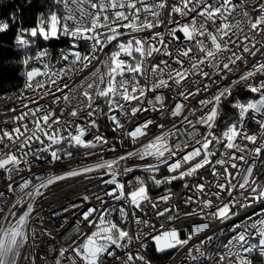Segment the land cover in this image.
Segmentation results:
<instances>
[{
    "label": "snow or ice",
    "instance_id": "obj_1",
    "mask_svg": "<svg viewBox=\"0 0 264 264\" xmlns=\"http://www.w3.org/2000/svg\"><path fill=\"white\" fill-rule=\"evenodd\" d=\"M9 18L25 49L38 39L72 43L61 49L59 69L46 47L26 56L24 89L6 98L19 103L0 113L7 117L0 119V264H152L148 240L156 253L187 248L193 264L264 258V0H50L35 26L24 28L15 12ZM9 27L0 20V33ZM86 70L75 86L63 83ZM237 86L252 98L234 97ZM225 104L235 118L224 119ZM101 120L118 138L108 139ZM126 141L143 142L104 158ZM81 148L95 162L47 179L20 175L31 173L35 161L71 160L81 155L72 149ZM89 173L112 187L92 193L99 205L82 212L66 245L49 248V262L38 249L51 233L32 226L37 218L43 225L40 189ZM175 181L183 182L187 211L169 206L171 188L168 195L149 194L150 185ZM17 189L24 195L17 197ZM182 216L201 220L183 238L172 226ZM214 221H233L227 238L211 231Z\"/></svg>",
    "mask_w": 264,
    "mask_h": 264
},
{
    "label": "built area",
    "instance_id": "obj_2",
    "mask_svg": "<svg viewBox=\"0 0 264 264\" xmlns=\"http://www.w3.org/2000/svg\"><path fill=\"white\" fill-rule=\"evenodd\" d=\"M64 41L63 45L54 47V46H44L49 50L50 58L55 65L56 69H59L61 67L60 63H57V58L60 54L61 49H68L71 47V38L62 37L61 38ZM81 48L80 50L82 52L87 50V43L86 42H80ZM40 49V48H39ZM35 66L42 65L35 64ZM25 66H23L21 70V77H22V85L17 90L5 94V100L3 102H0V113L6 112L7 107H12L15 104L19 103L18 101H8L6 98L10 95H19L21 90L24 89V84L26 82V75H25ZM89 70H86L84 73L80 74L79 76H73L71 80L68 78H65L63 83H69L72 86H75V84H78L80 80L83 79L85 75L88 74ZM225 84L228 83V81H224ZM240 86H237L234 91L242 90ZM27 95H33L30 91L26 93ZM8 115H13V113H8ZM151 115L155 116V113H152ZM6 116H0V119H6ZM168 118L165 117L164 121L167 122ZM102 122V120H101ZM108 124V122L106 121ZM101 130L104 132V134L108 137L110 141L113 140L114 137H117L116 133H113L107 125L105 127H101ZM153 133H156L158 130L153 128ZM90 138V137H89ZM118 138V137H117ZM143 141L138 142L137 144L133 145L130 142L126 141L124 148L119 149L117 153H105L104 158L105 159H112L115 155H118L122 151H130L135 147H139L140 143ZM72 151L79 152L81 155L74 156L71 160L68 159H62L60 162L56 163H48L46 161H35L31 173L25 170L20 175L29 178L32 176V173H35L37 176H42L45 179L52 175H59L63 174L64 172H67L72 169H77L83 166H86V164L95 162V157L90 158L88 160H85L82 156V153L86 151L85 149H72ZM87 151H99V149H88ZM163 175H168L166 170L162 169ZM135 175H143L145 178L148 174L136 172ZM17 180H19V177H16ZM110 177L105 176L104 179H109ZM159 178V177H158ZM262 180H264V174L260 177ZM122 180L131 179V176L129 177H122ZM179 182V181H175ZM39 181L36 180L33 177V185L38 184ZM182 183H175L169 186H166L164 188H157L151 191L149 194L152 197H158L160 195H168L169 193L165 190L166 188H171L172 192L174 193L172 200L169 201V206L173 203L179 204L181 208H183L185 211L188 210V208L183 204V201L181 197L185 195V190L182 188ZM112 186L108 185H102L101 180L98 178L97 173H89L86 174V176H78V177H71L63 181H59L53 185L50 186L48 189H40L41 192L44 193L43 197H37V211L40 212V215L44 218L43 219V225L40 224L39 218L34 220L32 222V226L41 229L44 228L48 232L51 233V236H45L43 237V244L38 249V253L41 256L47 255L48 261L51 262L52 255L54 253L49 251V248H58L61 245H66L69 242V237L73 234V228L75 226V223L78 219L81 218V214L83 211H85L90 206H98L99 201L95 199L94 196H92V193H95L96 195H103L101 188H110ZM0 190H5V182L3 180H0ZM33 191L32 186H30L28 189H25V192ZM191 194V193H189ZM11 195V194H8ZM24 193L21 192L19 189L16 191V196L20 197L23 196ZM88 195L91 197L90 202H85L83 200V196ZM105 199H108L105 197ZM110 203L115 204V201H110ZM73 205H83L81 208H73ZM166 205L161 202L160 207L164 208ZM195 207V205H193ZM65 209H68V211H65ZM256 210H259V205L256 206ZM253 209H248L247 214H251ZM139 215V213H138ZM246 213L242 210L240 217L237 218V220L244 218ZM149 217H151V213H149ZM201 223V220L199 217H181L180 220L174 221L172 226H175L178 229H181V236L184 237L186 235L187 231H191L192 225ZM233 223V221H228L225 224H220L219 222H213L212 223V229L211 231H215L217 235L221 236L222 238H227L230 233L228 232L229 225ZM159 224V222H157ZM169 225H166V227ZM132 227H135L134 225ZM223 229V231H220ZM86 231L88 229H85ZM146 231L148 229H145ZM210 232L204 233L203 235H209ZM202 238V237H201ZM149 244V250L147 252V255L150 257L152 264H193V262L186 258L185 253L188 251L187 248L182 249L181 251L177 252L175 251L169 258L164 260L157 259L153 253V242L151 240L147 241ZM198 238L193 239L190 242L191 244L197 243ZM217 243V242H214ZM137 245L133 244V250L135 249ZM37 264H40L38 261ZM254 264H264V258H259L254 261Z\"/></svg>",
    "mask_w": 264,
    "mask_h": 264
},
{
    "label": "trees",
    "instance_id": "obj_3",
    "mask_svg": "<svg viewBox=\"0 0 264 264\" xmlns=\"http://www.w3.org/2000/svg\"><path fill=\"white\" fill-rule=\"evenodd\" d=\"M50 4V0H32L29 4L27 0H0V20L7 21L10 25L6 32L0 33V94H7L13 92L21 87L23 81L20 75L23 68V59L26 56L34 55L37 49L42 46H60L64 44L62 39L43 41L38 39L36 44L32 45L31 48L25 49L20 47L16 43V33L19 27L18 24L13 23L10 20V14L15 12L19 17V20L24 28H30L35 26L37 14L41 11H45L46 6ZM234 97L239 98L242 101L252 98V94L242 89L234 91ZM232 99L231 97L229 98ZM224 119L235 118V110L230 107L229 104L224 106ZM107 125L106 120H102L101 126ZM223 123L221 122V129ZM175 183H182L173 182ZM169 186V185H166ZM162 185L160 188L166 187ZM151 191L156 189L154 185H150ZM118 214L113 213V217ZM175 250L167 253H156L154 247L152 248L153 255L159 259L164 260L169 258Z\"/></svg>",
    "mask_w": 264,
    "mask_h": 264
},
{
    "label": "rangeland",
    "instance_id": "obj_4",
    "mask_svg": "<svg viewBox=\"0 0 264 264\" xmlns=\"http://www.w3.org/2000/svg\"><path fill=\"white\" fill-rule=\"evenodd\" d=\"M183 238V237H182Z\"/></svg>",
    "mask_w": 264,
    "mask_h": 264
}]
</instances>
